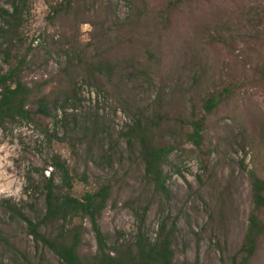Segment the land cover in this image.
<instances>
[{"label": "rangeland", "instance_id": "1", "mask_svg": "<svg viewBox=\"0 0 264 264\" xmlns=\"http://www.w3.org/2000/svg\"><path fill=\"white\" fill-rule=\"evenodd\" d=\"M30 3L10 49L17 59L24 58L15 79L36 92L44 82L57 81L67 61L77 60V55L87 61L107 58L118 72L107 78L80 70L75 100L64 109L49 118L0 127V200L42 211L39 173L49 175L56 155L73 178V197L111 183V199L98 222L109 243L132 240L136 207L148 200L145 231L153 239L157 204L143 180L136 148L129 150L122 136L139 117L153 118L162 126L156 143L174 148L164 171L172 195L169 213L177 227L175 263L228 264L241 247L251 210L246 171L254 170L264 179V0ZM250 7L259 10V26L252 33L258 40H213V35L226 34V23L241 21ZM0 8L9 11V0H1ZM35 38L40 40L36 47ZM5 50L0 38V74L9 71ZM228 87L233 95L204 114L205 99ZM199 119L204 128L196 148L186 135L191 132L189 121ZM86 120L102 123L113 140L110 166L95 165L88 158L78 134ZM103 143L108 150L109 139ZM54 172L56 186L63 189L59 172ZM9 223L0 209V225ZM85 226V247L93 250V236ZM8 232L33 253L31 239L17 225ZM260 249L256 262L264 264V236ZM45 257L49 264H59L51 255ZM0 264L11 263L5 259Z\"/></svg>", "mask_w": 264, "mask_h": 264}, {"label": "trees", "instance_id": "2", "mask_svg": "<svg viewBox=\"0 0 264 264\" xmlns=\"http://www.w3.org/2000/svg\"><path fill=\"white\" fill-rule=\"evenodd\" d=\"M30 2L31 0H9V11L0 8L4 27L0 29V38L6 44L4 60L9 65V71L0 74V127L16 121L49 118L56 110L64 109L67 102L75 100L74 83L80 70L94 75L100 73L107 78L118 72V67L107 58L87 61L77 55V60L67 61L62 74L60 73L62 79L59 75L54 83L44 82L36 92L15 79L24 58L17 59L11 55L10 49L16 33L24 23ZM258 12L254 7L245 9L241 21L226 23V34L213 35V40L221 44L235 39L250 43L258 40L259 37L252 34L259 26ZM233 93V88L228 87L209 95L203 102L204 114H210L217 109ZM157 123L153 118L142 116L122 133L128 149L137 150L143 167V180L149 186L151 198L157 204V230L153 239L145 231V219L151 204L148 200V204L140 202L136 207L137 229L132 240L109 243L98 222L111 199V183H102L94 191L75 198L70 194L73 185L70 171L59 162V156L55 155L51 158L49 175L44 176L42 171L39 173L42 211L38 212L32 205L17 204L9 199L0 200V209L10 220L5 228L0 225V263L8 259L11 264H49L45 255H51L59 264H176L177 227L169 213L172 195L164 171V164L174 148L156 143L155 138L162 129ZM189 126L191 132L186 135L187 140L198 148L202 143L203 119L191 120ZM78 134L90 161L99 166L111 165L114 155L111 146L114 142L108 137L107 129L102 123L86 120L79 127ZM105 139H109L108 150L104 149ZM54 171L59 172L63 189L56 186ZM246 173L250 181L251 210L241 247L228 264H258L256 260L264 236V179L254 170ZM82 179L84 182L87 180L86 176ZM85 223L89 225L93 236V250L85 247L84 237L88 230ZM13 224L31 239L34 248L32 254L16 242L14 234L8 232Z\"/></svg>", "mask_w": 264, "mask_h": 264}, {"label": "built area", "instance_id": "3", "mask_svg": "<svg viewBox=\"0 0 264 264\" xmlns=\"http://www.w3.org/2000/svg\"><path fill=\"white\" fill-rule=\"evenodd\" d=\"M39 42H40L39 38H35L33 41V45L37 46L39 44Z\"/></svg>", "mask_w": 264, "mask_h": 264}]
</instances>
